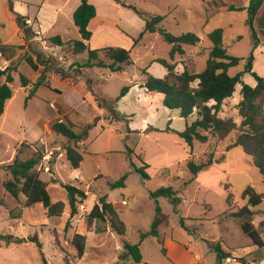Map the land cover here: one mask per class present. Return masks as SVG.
Listing matches in <instances>:
<instances>
[{"label": "rangeland", "instance_id": "rangeland-1", "mask_svg": "<svg viewBox=\"0 0 264 264\" xmlns=\"http://www.w3.org/2000/svg\"><path fill=\"white\" fill-rule=\"evenodd\" d=\"M87 1L96 8V16L88 24L92 32L89 48L117 46L130 50L132 63L124 64L121 71L85 67L83 59L87 58V53L74 54L71 41L79 40L80 34L72 14L81 0H0V42L21 44L25 32L17 23L19 15L28 17L29 27L34 32L14 60L13 81L9 83L12 97L6 101L0 115V165L12 162L16 148L22 143V159L28 158L35 149L40 150L43 158L37 165L39 176L47 183L51 201L65 203L60 216H48L40 203L24 207L23 195L15 199L5 191L3 181L10 175L0 168V233L19 237L36 233L47 264H172L157 238L149 236L140 242V232L149 229L155 214V201L149 191L172 186L178 190L181 201L176 213L165 197L158 198L160 209L168 216V223L159 228L161 236L191 242L202 256L199 264H215L216 254L208 241H219L222 247L232 250L233 257L243 256L253 264H264V246L260 248L251 243L237 217L225 214L223 219L217 218L228 208L234 211L246 204L241 193L247 185L264 194V177L240 146L225 149L228 137L221 142L210 139L206 144L193 143L192 153L197 162L207 159L211 153L214 163L184 185V181L191 178L186 166L189 147L177 132L194 120L196 113L180 117L177 109L162 104L161 93L146 92L141 87L143 69L157 78L165 74V68L156 61L158 58L175 62L179 69L201 71L212 46L207 35L215 28L223 29V44L228 54L242 58L229 73L242 71L246 59L253 54L252 70L264 78V0L253 23L260 41L256 46L252 28L247 23L250 0ZM157 14L164 16L159 24L162 29L174 35L193 32L200 41L196 45H184V53L176 54L171 60L170 44L158 31H145V17ZM55 35L61 36V45L48 40ZM27 55L35 61L36 71L25 61ZM7 64L0 55V67ZM41 72L50 87L60 88L61 94L43 86L38 89V96L26 98L28 87L21 86L20 76L28 78L30 87ZM69 76H75V89L82 96L91 92L102 104L100 109L89 103L75 105L70 112L76 132L90 125L87 138L80 141L81 146L78 144L83 154L79 170L72 168L65 157L52 168V159L64 152L66 140L55 134L54 138L48 136L46 126L49 128L56 120L44 124L50 104L57 106L59 102H67L71 105L68 97L72 87L61 83V79ZM242 82L250 86L256 83L251 73H244ZM123 87L128 90L120 96ZM241 87L242 83L236 85L219 112L221 117H231L237 123L241 120L237 109L242 98ZM38 116L42 119L37 122ZM40 134L42 143L36 142ZM139 156L149 165V179L144 180L131 170L130 161L142 165ZM125 173V186L111 189L108 183ZM54 179L85 191L86 198L73 217H70L66 191L52 182ZM228 190L233 195L229 205ZM103 195H107L113 205L116 202L114 206L126 225L125 238L132 243L140 242V262H132L121 246V237L110 229L107 221L93 220L90 226L87 224L86 209ZM122 199L126 205L120 204ZM14 207L21 209V218H11L9 212ZM251 209L253 223L264 239V196ZM180 217H184L185 228L180 224ZM74 232L86 236L82 257L77 256L71 243ZM0 264H42L41 254L34 242L8 246L0 243ZM225 264L240 263L229 258Z\"/></svg>", "mask_w": 264, "mask_h": 264}, {"label": "trees", "instance_id": "trees-1", "mask_svg": "<svg viewBox=\"0 0 264 264\" xmlns=\"http://www.w3.org/2000/svg\"><path fill=\"white\" fill-rule=\"evenodd\" d=\"M262 2L263 0H250L247 6V23L252 28L255 46L260 41L253 27V23ZM129 7L135 10L133 6ZM229 8L236 9L235 6H230ZM137 13L142 15L141 12L137 11ZM95 16L96 8L87 0H81L80 4L73 11L72 20L80 34L79 40L71 41L73 52L77 55L87 53V58L85 60L83 59V66L85 67L108 68L113 72L121 71L124 64L132 63L130 50L117 46H107L98 49L89 48L88 42L92 36V32L88 29V24ZM27 19L28 17L21 15L17 17L19 27L25 32V41H29L30 36L34 34L26 22ZM163 19L164 16L159 14L145 17V31L150 33L158 31L163 40L170 44L169 58L171 60L174 59L176 54L184 53V45H196L200 41V38L193 32L174 35L162 29L159 24ZM207 36L212 46L205 66L201 71L194 72L187 68L179 69L175 62L158 58L156 61L165 68V74L163 77L157 78L151 75L146 69H143L144 80L141 83V87L146 92L161 93L163 95L162 104L169 109H177L180 117L187 118L194 112L196 113L194 120L187 123L182 131L177 132L189 147V157L186 161V166L191 173V178L184 181V185L196 178L202 171L214 163L211 153L207 159L201 158L197 162L192 153L193 143L198 141L206 144L210 139L221 142L228 137L229 139L225 145V149L229 150L235 146H240L250 158V163L264 177V78L252 70L253 54H250L246 59L242 71L231 75L229 69L236 66L242 58L228 54L223 44L222 28H215ZM48 40L55 45H61L62 43L60 35L49 37ZM136 41L137 39L133 41V45L136 44ZM23 47L24 44L14 45L0 42V55L8 62L4 68L0 67V115L4 112L6 101L12 97V89L9 83L13 81V71L15 70L14 60L17 52ZM24 59L33 70L36 71L38 69L35 61L29 55L25 56ZM106 59L111 61L108 63ZM244 73H251L254 76L256 82L254 86L242 82ZM20 81L23 87H27L29 84L28 78L24 75L20 76ZM238 83H242V98L237 104L238 114L241 117L239 123L231 117L223 118L219 115L224 99L233 94ZM41 85L50 87L49 80L44 78L43 72H41L38 79L28 88L26 98L33 96L37 88ZM127 90L128 87H123L120 96L124 95ZM95 99L97 100L98 106L102 107L100 99L96 96ZM89 127L90 125L86 126L80 132H76L73 123L66 116L62 120L52 122L50 125V129L55 135L65 138L66 141L63 144V150L65 158L72 168H78L83 161V154L78 147V143L87 138ZM231 134H234V136L232 137ZM23 144L16 148L11 163L0 165V168L5 169L10 175L9 178L3 181L5 191L15 199L23 195L24 207H31L34 204L40 203L48 216H60L64 211L65 203L63 201H51L47 190V183L41 179L39 170L37 169V165L42 161L43 153L35 149L28 158L22 159L20 155ZM139 159L142 163L141 166H137L130 161L131 170L139 173L144 180L149 179L147 173L149 165L140 156ZM126 178L127 173L121 175L114 182H109V187L111 189L124 187ZM52 182L59 184L66 191L70 217H73L78 213V205L86 198L85 191L71 184L61 183L57 179H54ZM226 189L228 188L226 187ZM149 196L155 201V214L149 229L140 232V242L149 236H153L157 238L161 244L162 252L165 253L159 228L168 223V216L162 212L157 200L159 197H165L172 204L173 211L178 213V204L181 198L178 195V190L172 186H162L155 190H150ZM263 196L264 194L257 192L254 187L247 185L241 193V197L246 199V204L237 207L234 211L228 208L222 214L217 215V218L221 219L224 218L225 214L237 217L240 220V226L244 234L249 237L253 245L260 248L264 246V239L259 229L253 223L254 212L251 207L258 205L262 201ZM232 197V193L228 190L226 197L228 205L231 203ZM9 213L11 218H21V209L18 207L12 208ZM86 216L89 226L93 220L107 221L110 229L121 237V246L132 262H140L142 260L140 242L132 243L125 238L126 225L121 219L116 207L107 201L106 195L98 197ZM68 224L69 221L66 226ZM180 224L185 228L184 217H180ZM25 242H34L40 251L42 264H47L41 251L42 244L36 233L27 237L0 233V243L3 245L8 246L10 244H21ZM71 243L76 249L77 256L82 257L86 247V236L74 232ZM208 243L210 249L216 254L215 264H225L229 258L236 259L240 264H253L243 256L233 257L232 250L222 247L219 241H208Z\"/></svg>", "mask_w": 264, "mask_h": 264}, {"label": "crops", "instance_id": "crops-1", "mask_svg": "<svg viewBox=\"0 0 264 264\" xmlns=\"http://www.w3.org/2000/svg\"><path fill=\"white\" fill-rule=\"evenodd\" d=\"M28 21H29V19L26 20L27 23H28ZM24 43H25V40L23 39L21 44H24ZM74 78H75V76L74 77L69 76V77H65L64 79H61L62 80L61 83L65 84L69 87H72V94H70V96L68 97V100L71 101L72 106L68 105L67 102H59L58 104H56L57 106L50 104V106H49L50 109H47V111H46L47 117L45 118L46 120L44 121L45 125H47L49 123V121L52 119L62 120V118L64 116H66L73 123V120L70 117V112L73 111L75 105L80 106L82 104L89 103L93 107H95V109L97 107H98V109L101 108L98 106L97 100L95 99L94 94H92L91 92H87L86 96H85L86 98H85L84 96H82L80 91L75 89ZM43 86L44 85H41L37 88L33 97H36L39 95L38 89L40 87H43ZM27 87L29 88V84ZM47 88H49V90L52 92H58L59 94H61L60 88L52 87V86L47 87ZM41 119L42 118H40V116H38L36 121L38 122ZM73 125H74V123H73ZM46 130L48 131V136H50L51 138H54L55 135L51 131L50 127L48 128L46 126ZM37 141L42 143L41 134L39 135L38 140H36V142ZM78 144L81 146L82 142H79ZM56 148L58 149L59 147L57 146ZM50 153H52V152H50ZM62 157H65L64 152H59V154L54 159H52V168H54V166L58 163L59 159ZM122 201H123V199H122ZM122 201L120 202V204L126 205L125 203H122ZM94 202H96V199L93 201V204H94ZM111 203L113 204V202H111ZM114 205H116V202H114ZM91 207L86 209L87 212H89ZM119 214H120V212H119ZM161 237L163 240V247L165 249L166 257L172 262V264H199L200 262H202L201 254L195 249V247L191 244V242H189V241H185V242L181 241L180 242V241L175 240L172 236L169 237V236L164 235Z\"/></svg>", "mask_w": 264, "mask_h": 264}, {"label": "built area", "instance_id": "built-area-1", "mask_svg": "<svg viewBox=\"0 0 264 264\" xmlns=\"http://www.w3.org/2000/svg\"><path fill=\"white\" fill-rule=\"evenodd\" d=\"M122 203H125V201L123 200Z\"/></svg>", "mask_w": 264, "mask_h": 264}]
</instances>
